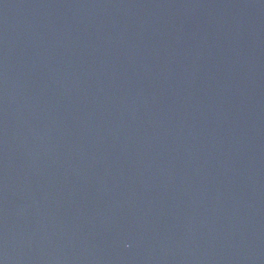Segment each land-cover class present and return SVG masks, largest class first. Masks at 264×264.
Instances as JSON below:
<instances>
[{"label": "water", "instance_id": "1", "mask_svg": "<svg viewBox=\"0 0 264 264\" xmlns=\"http://www.w3.org/2000/svg\"><path fill=\"white\" fill-rule=\"evenodd\" d=\"M0 264H264V0H0Z\"/></svg>", "mask_w": 264, "mask_h": 264}]
</instances>
